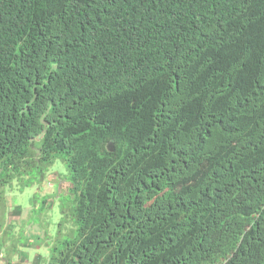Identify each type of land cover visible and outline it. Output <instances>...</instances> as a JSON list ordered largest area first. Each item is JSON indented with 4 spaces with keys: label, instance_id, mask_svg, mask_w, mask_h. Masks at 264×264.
Returning <instances> with one entry per match:
<instances>
[{
    "label": "trees",
    "instance_id": "trees-1",
    "mask_svg": "<svg viewBox=\"0 0 264 264\" xmlns=\"http://www.w3.org/2000/svg\"><path fill=\"white\" fill-rule=\"evenodd\" d=\"M53 172L46 264H264V0H0V230Z\"/></svg>",
    "mask_w": 264,
    "mask_h": 264
},
{
    "label": "rangeland",
    "instance_id": "rangeland-1",
    "mask_svg": "<svg viewBox=\"0 0 264 264\" xmlns=\"http://www.w3.org/2000/svg\"><path fill=\"white\" fill-rule=\"evenodd\" d=\"M57 171V170H56ZM55 172L51 173L50 181L44 183L40 188H36L35 190L39 194L40 198H46L45 207L49 209L54 205H57V200L62 195L64 196L67 193V189L69 188V184L62 180V177ZM16 192L11 193L7 192L5 195V200L8 204L19 205L21 207L20 216L13 215L12 210L7 212V216H5V221L3 228L0 230V241L3 242V248L0 252V264H7L5 261L8 258L7 255H14L11 258L12 264H46L48 261L49 251L47 247L51 246V242L55 241L56 236V226L52 224V221H59V216L57 214V209L55 208L54 215L49 212H46L45 218L44 215H36L32 213V206L30 204L31 195L34 193L32 189L26 190L24 194H16ZM35 208V207H34ZM51 222L48 225L43 226L38 224H29V222H33L34 219L40 218L41 222H46L48 220L47 217L50 218ZM10 223L13 225L11 228V232L9 233L11 236H7L2 232L6 230ZM47 223V222H46ZM24 230V236L28 238V242L26 245L21 246L19 241L17 242L18 235L21 233L19 230ZM32 237H35L32 239ZM38 244V245H37ZM26 247H29L27 249ZM15 248V250L11 253L10 250ZM18 251V252H17ZM17 252V253H16ZM24 254H23V253ZM25 255L26 258L21 260V256Z\"/></svg>",
    "mask_w": 264,
    "mask_h": 264
},
{
    "label": "bare ground",
    "instance_id": "bare-ground-1",
    "mask_svg": "<svg viewBox=\"0 0 264 264\" xmlns=\"http://www.w3.org/2000/svg\"><path fill=\"white\" fill-rule=\"evenodd\" d=\"M248 52V51H247ZM254 52V51H253ZM214 53V52H213ZM207 54V53H206ZM252 54V53H251ZM208 55V54H207ZM214 55V54H213ZM201 56V55H200ZM212 56V55H211ZM250 57H251V55H250ZM245 60V59H244ZM254 61V60H253ZM246 63V62H245ZM243 67V66H242ZM239 71V70H238ZM237 74V73H236ZM232 79V78H231ZM235 79V78H234ZM243 79H244V77H243Z\"/></svg>",
    "mask_w": 264,
    "mask_h": 264
}]
</instances>
